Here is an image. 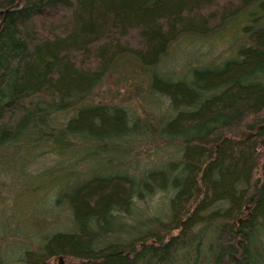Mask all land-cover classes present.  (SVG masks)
I'll list each match as a JSON object with an SVG mask.
<instances>
[{
    "label": "trees",
    "instance_id": "trees-1",
    "mask_svg": "<svg viewBox=\"0 0 264 264\" xmlns=\"http://www.w3.org/2000/svg\"><path fill=\"white\" fill-rule=\"evenodd\" d=\"M231 26L232 55L166 63ZM126 67L142 106L94 101ZM161 141L176 155L137 168ZM52 156L22 196L48 186L71 227L39 250L0 237V264H264V0H0V177ZM157 192L162 212L137 206Z\"/></svg>",
    "mask_w": 264,
    "mask_h": 264
},
{
    "label": "rangeland",
    "instance_id": "rangeland-1",
    "mask_svg": "<svg viewBox=\"0 0 264 264\" xmlns=\"http://www.w3.org/2000/svg\"><path fill=\"white\" fill-rule=\"evenodd\" d=\"M227 31L226 34H220V36L207 41H202L203 39L200 38H198L200 40H195L197 37L189 40L181 39L171 49L166 63L171 69L175 70V73L179 74L182 73L183 68L187 67L186 65L197 61L212 60L217 63L219 59L232 55L235 44L234 36L240 34L239 29L234 26H231ZM116 75L120 79H115V76L107 78L101 88L96 91L94 101H116L117 103L132 105L134 108L141 107L142 104L137 101V98L132 97L131 100L128 99L129 102L126 99V94L129 90L126 81L130 82L131 78H136L131 68H122ZM159 102H162L161 99H159ZM163 146L162 141L155 142V144H141L132 154L133 161H135V164L138 163L137 168L149 169L163 162L165 157L176 155L175 151L177 148L168 147L165 149ZM164 150L167 152L164 153ZM58 159V157L54 156L48 157V159H39L37 162L29 164L25 169L17 168L15 172H6L0 177L1 247L7 243H19L24 245V247L29 246L30 249L39 250V242L43 241L51 230V227L47 228V223L52 222V225L54 224L61 229L71 227V221L69 220L72 217V210L68 206L65 207V213H53L50 211L49 207H52L54 192L49 194L48 186L41 185V188L38 189L39 192L44 188L43 196H46L41 202L37 199L35 200L34 197L22 196L23 186L27 185V181L22 175L26 174L27 171L29 176H32V174L41 173L49 168L55 169L54 166L58 163ZM129 163L133 164V162ZM80 165L82 167L84 164ZM170 195L171 193L168 192H157L152 197V200L149 199L147 201V205H145L144 201L136 204L139 208L150 206L152 210L162 212ZM67 262L64 257L57 256L50 259L47 263L66 264Z\"/></svg>",
    "mask_w": 264,
    "mask_h": 264
}]
</instances>
